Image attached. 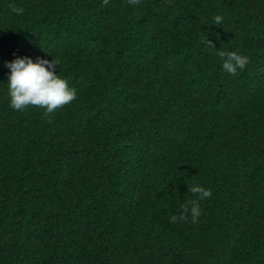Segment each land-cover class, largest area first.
<instances>
[{"label":"trees","instance_id":"16d2710c","mask_svg":"<svg viewBox=\"0 0 264 264\" xmlns=\"http://www.w3.org/2000/svg\"><path fill=\"white\" fill-rule=\"evenodd\" d=\"M16 55L76 99L14 111ZM0 264H264V0H0Z\"/></svg>","mask_w":264,"mask_h":264},{"label":"clouds","instance_id":"9594fccd","mask_svg":"<svg viewBox=\"0 0 264 264\" xmlns=\"http://www.w3.org/2000/svg\"><path fill=\"white\" fill-rule=\"evenodd\" d=\"M105 4L108 0H103ZM132 4H139L141 0H130ZM17 14L23 10L14 8ZM215 23L219 25L221 16H216ZM208 45L214 49L215 46L208 41ZM216 55L222 62L224 71L236 75L238 70L242 71L248 65L249 58L236 52H225L216 49ZM59 62L55 59L48 60L36 57L35 61L29 56L16 55L15 59L5 63L9 70L7 75V87L10 97V107L14 111L23 112L29 106H38L45 109V115L54 113L55 110L67 105L76 99V90L69 87L67 79L57 74ZM190 191L198 195L199 201L207 200L212 192L202 186L195 185ZM195 222L201 215L200 203L189 201L181 205L180 215H173L171 222L186 221L189 217Z\"/></svg>","mask_w":264,"mask_h":264}]
</instances>
